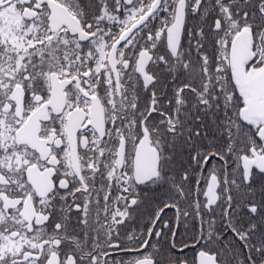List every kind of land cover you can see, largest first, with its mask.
<instances>
[{
	"label": "snow or ice",
	"instance_id": "1",
	"mask_svg": "<svg viewBox=\"0 0 264 264\" xmlns=\"http://www.w3.org/2000/svg\"><path fill=\"white\" fill-rule=\"evenodd\" d=\"M0 264H264V0H0Z\"/></svg>",
	"mask_w": 264,
	"mask_h": 264
}]
</instances>
